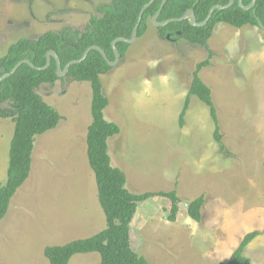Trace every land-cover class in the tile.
I'll list each match as a JSON object with an SVG mask.
<instances>
[{"label":"rangeland","instance_id":"1","mask_svg":"<svg viewBox=\"0 0 264 264\" xmlns=\"http://www.w3.org/2000/svg\"><path fill=\"white\" fill-rule=\"evenodd\" d=\"M111 0H0V58L19 40L45 33H81L97 8ZM199 72L210 89L222 145L213 139L209 108L190 96L183 126L178 118ZM166 77L165 83L162 78ZM108 99L106 121L120 133L107 140L111 166L131 194L176 191L170 202L152 197L137 204L130 224L132 250L146 264H228L243 237L249 264H264V30L216 25L207 47L161 39L148 23L123 57L100 77ZM36 93L60 116L57 126L34 137L31 170L0 222V264H47L44 249L89 238L105 228L94 174L86 155L91 123L87 82L65 76ZM10 103L0 106V185L6 180L13 135ZM225 151V152H224ZM203 196L201 221L187 205ZM97 253L68 264H99Z\"/></svg>","mask_w":264,"mask_h":264},{"label":"trees","instance_id":"2","mask_svg":"<svg viewBox=\"0 0 264 264\" xmlns=\"http://www.w3.org/2000/svg\"><path fill=\"white\" fill-rule=\"evenodd\" d=\"M229 0H167L157 19L163 22L178 19L188 10H192L196 23L207 17L211 7L224 6ZM252 0H241L246 7ZM109 5L99 6L96 10L98 18L90 19L89 25L81 33L62 30L59 33L48 32L37 40H19L11 45L7 53L0 58V69L9 73L23 60L34 67L22 64L13 75L0 83V106L10 103L13 111V135L9 145L6 180L0 185V222L6 216L10 202L18 189L23 185L31 170V155L34 137L53 130L59 120V114L36 93L41 85H52L56 76V62L51 58L49 67L39 70L46 64L47 52H54L59 59L61 69L73 60H79L90 47L96 46L104 51L108 61L114 55L111 43L118 38L130 39L137 23L140 10L149 0H111ZM162 0H155L144 12L137 29V38L142 37L151 18L158 11ZM223 23L239 29L246 25L264 27V0H256L252 10L243 11L238 1L225 10H215L210 20L202 27H193L188 21L169 23L156 28L161 39L169 37L170 41H184L190 46L206 48L216 25ZM128 45L117 43L116 49L120 57L126 52ZM208 61L199 63L191 75L188 96L178 118L181 128L185 113L188 110L189 97H196L209 108L210 119L214 125L213 139L225 150L216 109L211 100L210 89L202 82L199 72L208 66ZM110 70L107 62L97 51H90L80 63L69 68L65 77L76 82H87L90 85L91 123L86 132V155L88 165L94 174L97 199L105 219V228L99 233L86 238L71 241L62 246H48L44 249L47 264H68L74 255L97 253L99 264H146L145 259L138 256L130 244V224L136 213L137 204L152 197H162L170 202L167 220L176 221L179 198L176 191L131 194L125 189V176L118 168L111 166L108 155L107 140L120 133L117 124L106 121L104 111L108 107V99L104 96L100 77ZM264 144V137H263ZM225 152V151H224ZM204 198L200 196L187 205V216L196 223L201 221V209ZM259 236L258 232L243 237L238 248L232 253L228 264H249L244 257L246 247Z\"/></svg>","mask_w":264,"mask_h":264},{"label":"water","instance_id":"3","mask_svg":"<svg viewBox=\"0 0 264 264\" xmlns=\"http://www.w3.org/2000/svg\"><path fill=\"white\" fill-rule=\"evenodd\" d=\"M155 0H149V2L140 10L139 12V16H138V19H137V23L132 31V35L130 37V39H125V38H118L116 40H114L112 43H111V47H112V51H113V55H114V60L112 62L108 61L105 53L103 50H101L100 48L96 47V46H92L90 48H88L84 53L83 55L81 56V58L79 60H73L71 62H69L63 70H61V66H60V62H59V59L57 58V56L55 55L54 52H47L46 55H45V58H46V64L44 67L40 68L39 70H45L49 67L50 65V62H51V58H53L56 62V76L57 78H62L64 77L69 68L73 65H76L80 62H82L88 55V53L90 51H97L99 52V54L102 56V58L107 62L108 66L109 67H113L116 65V63L118 62L119 58H120V54L119 52L117 51L116 49V44L117 43H125L127 45H131L133 44L136 39H137V29L139 27V24H140V21H141V17L143 15V12L154 2ZM238 1V6L239 8H241L243 11H249V10H252L253 7L255 6L256 4V0H252L251 3L244 7L242 6L241 4V0H237ZM167 2V0H162L161 2V5L158 9V11L155 13V15L151 18V24L155 27V28H159V27H164L166 26L167 24L169 23H174V22H183V21H188V23L193 26V27H202L204 26L211 18L212 16V13L215 11V10H219V11H222V10H225V9H228L230 8L235 0H229L228 3L224 6H220V5H216V6H213L210 8L208 14H207V17L205 18V20L201 23H196V19H195V16H194V13L192 10H188L184 13V15L178 19H169V20H166V21H163V22H157V19L162 11V8L163 6L165 5V3ZM259 27L264 30V27L261 23H259ZM167 40H169V37L167 36L166 37ZM22 64H27L29 67H31L32 69H34V67L29 63V61L27 60H23L19 63H17L13 68L12 70L9 72V73H5V71L3 69H0V83L4 80V79H7L9 78L11 75H13L15 73V71L22 65Z\"/></svg>","mask_w":264,"mask_h":264},{"label":"clouds","instance_id":"4","mask_svg":"<svg viewBox=\"0 0 264 264\" xmlns=\"http://www.w3.org/2000/svg\"><path fill=\"white\" fill-rule=\"evenodd\" d=\"M166 80H167V78H166V77L162 78V83H165V82H166Z\"/></svg>","mask_w":264,"mask_h":264},{"label":"flooded vegetation","instance_id":"5","mask_svg":"<svg viewBox=\"0 0 264 264\" xmlns=\"http://www.w3.org/2000/svg\"><path fill=\"white\" fill-rule=\"evenodd\" d=\"M113 60H114V58H113ZM110 62H112V61H110ZM51 63V62H50ZM62 70V69H61ZM58 79H60V78H58Z\"/></svg>","mask_w":264,"mask_h":264}]
</instances>
